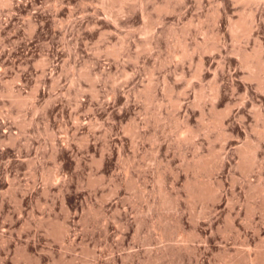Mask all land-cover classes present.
Listing matches in <instances>:
<instances>
[{"label":"clouds","instance_id":"1","mask_svg":"<svg viewBox=\"0 0 264 264\" xmlns=\"http://www.w3.org/2000/svg\"><path fill=\"white\" fill-rule=\"evenodd\" d=\"M0 264H264V0H0Z\"/></svg>","mask_w":264,"mask_h":264}]
</instances>
